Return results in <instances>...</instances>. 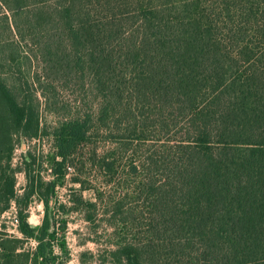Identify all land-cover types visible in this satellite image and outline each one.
I'll return each mask as SVG.
<instances>
[{"label": "trees", "instance_id": "1", "mask_svg": "<svg viewBox=\"0 0 264 264\" xmlns=\"http://www.w3.org/2000/svg\"><path fill=\"white\" fill-rule=\"evenodd\" d=\"M49 1L0 0L14 12L3 17L9 31L38 43L54 72L90 75L98 93L96 111L53 128L56 173L103 140L92 166L115 177L126 158L138 181L141 204L106 209L128 235L109 264H264V0ZM9 42L13 52L0 48V227L23 201L15 141L45 132L22 51ZM9 60L19 89L5 75ZM32 161L24 198L48 204L57 182H43ZM19 212L39 245L18 251L23 240L0 231V264H52L49 214L37 228Z\"/></svg>", "mask_w": 264, "mask_h": 264}, {"label": "rangeland", "instance_id": "2", "mask_svg": "<svg viewBox=\"0 0 264 264\" xmlns=\"http://www.w3.org/2000/svg\"><path fill=\"white\" fill-rule=\"evenodd\" d=\"M57 2L51 0L48 3L55 5ZM13 14L9 7L0 2V48L13 52L15 48L9 42L12 41L17 45V50L22 51L26 79L30 89L35 92L45 132L40 137H22L15 141L14 162L20 167L16 176L17 192L23 201L19 205L14 203L2 214L0 231L23 240L18 251L35 252L40 240L36 236L27 237L20 230V208L25 207L29 223L37 228L49 214L52 223L49 230H56L52 241L56 259L52 264H109V261H114L117 243L128 235L122 227L115 230V220L109 219L111 212L108 214L106 209L116 201H124L125 209L141 204L139 190L134 189L138 181L134 182L127 174L124 167L126 158L118 163L115 177L92 166L93 147L98 145L102 152V147L107 145L103 140H93L90 145L79 147L74 155V164L70 165L69 161L64 165L63 176L56 173L55 169L59 167L57 161L63 158L57 155L53 128L70 117L96 111L99 106L98 93L93 88L90 75L83 76L66 70L54 72L41 56L38 43L31 37L28 41L23 40L16 30L9 31L3 17ZM25 51L30 57H24ZM9 61L7 65L12 68L6 69L9 72L5 75L10 84L19 89L22 84L17 78L18 65L16 61ZM31 154L35 161H32ZM28 161H32L35 167L33 173L41 176L43 182H57L49 195L48 204L39 194L30 196L28 200L24 198L30 183L24 170ZM111 178L112 181L107 182ZM88 203H97V209H90ZM91 211H96L93 220L87 216Z\"/></svg>", "mask_w": 264, "mask_h": 264}, {"label": "built area", "instance_id": "3", "mask_svg": "<svg viewBox=\"0 0 264 264\" xmlns=\"http://www.w3.org/2000/svg\"><path fill=\"white\" fill-rule=\"evenodd\" d=\"M14 204V203H13ZM12 207V206H11ZM16 221L19 223V218L18 217H16Z\"/></svg>", "mask_w": 264, "mask_h": 264}]
</instances>
